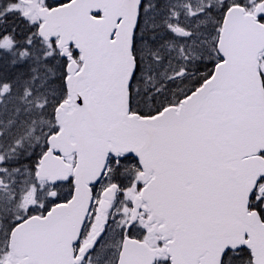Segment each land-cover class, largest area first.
Wrapping results in <instances>:
<instances>
[{"label": "snow or ice", "instance_id": "obj_1", "mask_svg": "<svg viewBox=\"0 0 264 264\" xmlns=\"http://www.w3.org/2000/svg\"><path fill=\"white\" fill-rule=\"evenodd\" d=\"M0 264H264V0H0Z\"/></svg>", "mask_w": 264, "mask_h": 264}]
</instances>
